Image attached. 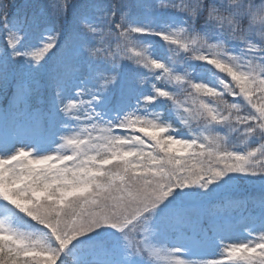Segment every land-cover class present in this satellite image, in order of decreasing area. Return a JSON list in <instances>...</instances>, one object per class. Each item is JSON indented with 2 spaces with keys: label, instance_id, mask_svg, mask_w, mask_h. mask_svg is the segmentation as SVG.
<instances>
[{
  "label": "snow or ice",
  "instance_id": "obj_1",
  "mask_svg": "<svg viewBox=\"0 0 264 264\" xmlns=\"http://www.w3.org/2000/svg\"><path fill=\"white\" fill-rule=\"evenodd\" d=\"M0 264H264V0H0Z\"/></svg>",
  "mask_w": 264,
  "mask_h": 264
}]
</instances>
